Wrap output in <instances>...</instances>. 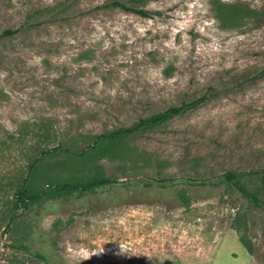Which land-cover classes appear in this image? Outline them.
Listing matches in <instances>:
<instances>
[{"label":"rangeland","instance_id":"rangeland-1","mask_svg":"<svg viewBox=\"0 0 264 264\" xmlns=\"http://www.w3.org/2000/svg\"><path fill=\"white\" fill-rule=\"evenodd\" d=\"M109 1L0 0V264H264V0L129 1L150 16ZM203 94L117 155L43 153L88 151L99 133ZM35 161V184L140 182L13 210ZM178 176L198 179L156 180Z\"/></svg>","mask_w":264,"mask_h":264},{"label":"trees","instance_id":"trees-1","mask_svg":"<svg viewBox=\"0 0 264 264\" xmlns=\"http://www.w3.org/2000/svg\"><path fill=\"white\" fill-rule=\"evenodd\" d=\"M130 0H111L106 3L108 6L119 7L123 10L132 11L138 13L142 16H150L152 13L150 10L135 7L129 4ZM225 6V5H224ZM224 9V8H223ZM222 5H219V11L223 10ZM225 10V9H224ZM227 11L228 16L238 15L233 8ZM5 34H11L12 29H5L3 31ZM264 70L262 68L257 73H254V76H257ZM205 98V94L193 97L192 99L183 100L179 103H172L164 107L163 109L152 111L146 115H143L138 118L135 123L132 124H121L114 129L104 131L95 136L92 144L89 145V150L87 148H82L80 151L71 150L65 145H59L57 148L52 147L50 149H45L43 152L44 155L50 154L51 150L62 149L74 159H85L89 156V152H101V154L109 153L110 155H117L118 151L122 149L121 145L124 142L139 134L140 132L152 128L154 126L160 125L169 118L185 112L186 110L196 106L202 102ZM38 161V160H37ZM37 161L32 162L27 170V173L23 176H20L15 182V188L12 194L11 208L13 210L18 209L21 211H26L30 209L33 204L46 201L51 198L61 196L63 194H73V195H82L90 191L100 190L102 192H107L114 187H123L130 188L135 183L140 182L133 178L117 179L115 177L102 176V175H93L80 180H60V179H49L46 182L41 184H35L31 181V175L36 168ZM222 176L226 182L237 189L244 197L252 202L253 205L260 206L261 201L257 194L253 191L246 188L241 182L239 176L236 174L234 169H226L223 171ZM136 177V176H133ZM149 177V176H144ZM260 183L264 188V166L260 168ZM197 177L190 176H178L177 178L167 177L156 179L157 182L165 183L169 185L176 184H193L196 183ZM117 197H113L112 200H116ZM16 214L11 215L10 219L14 218ZM240 242L246 248L249 253L253 252L251 244L242 236L239 237ZM42 258H46L40 253H37Z\"/></svg>","mask_w":264,"mask_h":264}]
</instances>
